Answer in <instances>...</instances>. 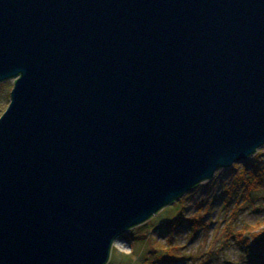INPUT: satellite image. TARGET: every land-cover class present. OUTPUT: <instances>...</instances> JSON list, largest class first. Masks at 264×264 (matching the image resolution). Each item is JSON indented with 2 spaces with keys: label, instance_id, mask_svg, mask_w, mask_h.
<instances>
[{
  "label": "water",
  "instance_id": "1",
  "mask_svg": "<svg viewBox=\"0 0 264 264\" xmlns=\"http://www.w3.org/2000/svg\"><path fill=\"white\" fill-rule=\"evenodd\" d=\"M0 264L116 241L264 147V0H0Z\"/></svg>",
  "mask_w": 264,
  "mask_h": 264
},
{
  "label": "rangeland",
  "instance_id": "2",
  "mask_svg": "<svg viewBox=\"0 0 264 264\" xmlns=\"http://www.w3.org/2000/svg\"><path fill=\"white\" fill-rule=\"evenodd\" d=\"M14 86L15 80L0 84V117L10 105ZM248 164L264 169V147L244 163L218 172L212 181L199 185L148 223L120 237L113 247L109 264H146V256L156 243L175 249L177 256L187 259L186 263L179 264H264V253L253 262L247 259V253L238 242L233 239L223 242L222 229L228 224L224 220L230 221L232 216L235 229L246 228L252 232L264 229V185L259 191H251V196L242 201L240 210L230 218L227 215L236 206L235 200L228 204L229 210L223 207L226 192L232 187L238 170ZM236 166L239 169L234 170ZM178 216H181L179 222L169 224ZM196 217L207 220V226L199 232L188 225ZM254 241L251 236L250 244L256 246Z\"/></svg>",
  "mask_w": 264,
  "mask_h": 264
},
{
  "label": "trees",
  "instance_id": "3",
  "mask_svg": "<svg viewBox=\"0 0 264 264\" xmlns=\"http://www.w3.org/2000/svg\"><path fill=\"white\" fill-rule=\"evenodd\" d=\"M258 158V156L256 157ZM255 158V159H256ZM239 166H236L234 170L239 169ZM238 175L235 177V181L231 188L226 192L225 202L223 207L229 210L228 204L236 202V206L231 208L229 211L230 214L227 215L230 218L232 215L237 214L240 210L241 203L244 199H248L251 195V191H259L264 185V169L260 167H254L253 164L244 165L241 170H238ZM234 192V193H233ZM237 200V201H236ZM200 207V211H202ZM181 216H178L174 220L170 221L169 224L179 222ZM233 217V216H232ZM232 220H224L226 224L225 228L222 231L225 233L223 238L224 243H228L231 239L238 242L242 250L247 253V259L255 262V259H259L260 255L264 253V229L252 232L250 229L238 230L233 227V217ZM189 221V220H188ZM205 217H196L192 220L191 224L188 225L194 227L196 232H199V229H203L207 226ZM250 231V232H249ZM254 239L256 246L250 244V239ZM258 245V246H257ZM212 250V249H211ZM209 251V253L211 252ZM175 249L169 248L163 244L156 243L153 245V249H150L149 253L146 256V264H179L181 262L186 263L187 259L184 256H177L174 253Z\"/></svg>",
  "mask_w": 264,
  "mask_h": 264
},
{
  "label": "bare ground",
  "instance_id": "4",
  "mask_svg": "<svg viewBox=\"0 0 264 264\" xmlns=\"http://www.w3.org/2000/svg\"><path fill=\"white\" fill-rule=\"evenodd\" d=\"M11 102V101H10Z\"/></svg>",
  "mask_w": 264,
  "mask_h": 264
}]
</instances>
